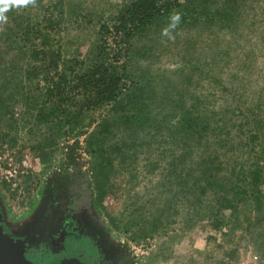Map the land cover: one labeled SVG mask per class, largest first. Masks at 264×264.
Returning <instances> with one entry per match:
<instances>
[{
    "label": "rangeland",
    "instance_id": "rangeland-1",
    "mask_svg": "<svg viewBox=\"0 0 264 264\" xmlns=\"http://www.w3.org/2000/svg\"><path fill=\"white\" fill-rule=\"evenodd\" d=\"M34 1L11 4L0 19V87L6 83L0 94L13 104L17 119L8 125L3 142L1 129L8 121L0 116V220L13 241L31 240L46 219L74 204L117 264H264V181L261 210L249 199L239 200L235 213L222 211L226 225L216 229L214 198L211 192L204 197L194 167L204 151L217 152L226 170H238L241 164L254 168L258 162L264 171L259 142L249 139L255 118L264 120V0H239L238 8L231 10L233 21L227 20L230 5L223 9L225 0H197V8H207L206 14L215 19H207L204 12L200 22L176 27L173 39L162 35L168 26L163 21L157 30L137 38L135 69L140 80L152 82L157 99H146L150 120L138 127L122 124L124 111L103 108L90 113L93 127L115 122L107 141L113 167L102 201L86 135L57 137L43 163L32 148L43 131L25 98L40 100L41 92L35 84H27L26 90L16 87L5 69L11 62L24 64L22 53L6 52L2 32L10 23L7 13L30 11L36 8ZM59 1L63 12L56 39L65 57L82 59L96 42L100 24L111 21L130 0H53ZM220 12L226 14L221 20ZM174 87L187 99H199V115H206L213 126L206 133L209 138L187 140L178 125V101L160 102L159 96ZM178 98L174 94L173 99ZM260 136L264 143V133ZM72 150L76 163L68 156ZM57 264L71 263L57 259Z\"/></svg>",
    "mask_w": 264,
    "mask_h": 264
},
{
    "label": "trees",
    "instance_id": "trees-1",
    "mask_svg": "<svg viewBox=\"0 0 264 264\" xmlns=\"http://www.w3.org/2000/svg\"><path fill=\"white\" fill-rule=\"evenodd\" d=\"M197 2L130 0L118 9L111 21L100 24L96 42L82 59L65 57L66 51L56 39L62 23L63 1L58 4L53 0H35L36 8L30 11L24 9L15 14L12 10L8 11L10 23L2 32V37L7 40L5 49L6 52L15 49L22 53L24 64L16 66L11 62L7 65L9 68L5 66V69L12 74L11 83L16 87L26 90L27 84H35L41 92L38 98L40 100L28 95L25 98L30 101L26 105L35 108L34 118L43 131V137L32 147L38 151L43 163L48 161L47 151L54 145L57 137L74 135L79 138L86 135V148L94 157L92 170L98 199H104L113 167L107 141L115 122L112 124L105 120L98 127H93L90 113L103 108H110L111 112L124 111L120 120L125 123L122 124L135 127L150 120L148 113L151 110L146 99L151 101L157 98L154 96L155 90L150 89L154 87L152 82L138 78L139 74L135 69V58L139 53L136 48L137 38L157 30L163 21L168 25L169 17L175 13H179L181 17L177 28L188 22H200L204 12L207 19H215L216 15L206 14L207 8L198 9ZM228 5L227 20L233 21L231 10L235 11L240 2L225 0L223 9ZM198 7H202V4L198 3ZM219 15L220 20L226 17L223 12ZM15 72L19 77L17 82L14 80L17 76ZM5 84H1L3 89L0 87V91L4 90ZM174 94L179 96L178 100L173 99ZM186 97L188 96L183 91L174 87V91H168L165 97L160 95L159 100L161 103L178 101L176 105L182 110L178 125H181L187 140L209 138L210 135L206 136V133H211L213 126L206 115L205 118L199 115V99L190 100ZM7 99V96L5 98L4 94H0V116L2 121H8L1 129L3 142L7 138L5 130H8V125L12 127L17 122L12 111L13 104ZM253 128L255 133L249 139L254 143L259 142L260 153H264V143L260 141V134L264 133V120L260 116L255 118ZM78 144L77 141L75 146ZM68 156L71 163H76L74 150ZM196 164H193L198 168L196 183L202 186L204 197L211 192L214 198V228L221 229L226 225L222 211L231 209V213H235L239 200L249 199L255 204L256 210H261L260 184L264 181V171L260 163L257 162L254 168H246L241 164L238 170L235 167L226 170L222 167V158L217 152L205 154L202 151ZM221 171H226L227 174L220 176Z\"/></svg>",
    "mask_w": 264,
    "mask_h": 264
},
{
    "label": "flooded vegetation",
    "instance_id": "flooded-vegetation-1",
    "mask_svg": "<svg viewBox=\"0 0 264 264\" xmlns=\"http://www.w3.org/2000/svg\"><path fill=\"white\" fill-rule=\"evenodd\" d=\"M25 242L18 244L28 264H57V259L71 264H117L96 228L74 204L46 219L41 231Z\"/></svg>",
    "mask_w": 264,
    "mask_h": 264
},
{
    "label": "water",
    "instance_id": "water-1",
    "mask_svg": "<svg viewBox=\"0 0 264 264\" xmlns=\"http://www.w3.org/2000/svg\"><path fill=\"white\" fill-rule=\"evenodd\" d=\"M0 264H28L22 255V250L6 232L0 220Z\"/></svg>",
    "mask_w": 264,
    "mask_h": 264
},
{
    "label": "clouds",
    "instance_id": "clouds-1",
    "mask_svg": "<svg viewBox=\"0 0 264 264\" xmlns=\"http://www.w3.org/2000/svg\"><path fill=\"white\" fill-rule=\"evenodd\" d=\"M28 2L29 0H0V19H4L2 13L5 10H7L11 4L20 5V4H27ZM180 19L181 17L179 13L172 14L169 17L168 26L164 28L162 31V35L168 37L169 39H173L174 37L172 35V31L176 29L177 25L180 22Z\"/></svg>",
    "mask_w": 264,
    "mask_h": 264
}]
</instances>
